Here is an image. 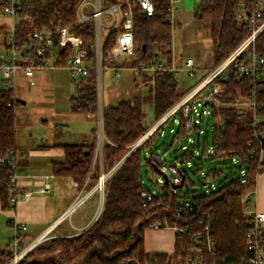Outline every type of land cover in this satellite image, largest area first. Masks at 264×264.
Instances as JSON below:
<instances>
[{"label": "trees", "instance_id": "trees-1", "mask_svg": "<svg viewBox=\"0 0 264 264\" xmlns=\"http://www.w3.org/2000/svg\"><path fill=\"white\" fill-rule=\"evenodd\" d=\"M79 1L20 0L21 11L29 19L16 22L15 46L21 48L27 43L30 34L40 26L72 23ZM120 1L102 0V4L107 6ZM152 1L154 11L151 15H143L139 11L134 13V54L121 63L111 62V65L125 66L139 61H152L159 55H164L170 61L172 25L168 22L169 0ZM0 3L3 4L4 0H0ZM261 5L259 23L264 21V0H261ZM257 6L256 0H200L195 6L194 16L208 23L213 67L231 54L251 32L249 23L239 16L240 7L250 12L255 11ZM70 30L80 36L81 45L90 52L92 21L73 23ZM114 37V33H110L104 41L102 64L107 62L105 53L114 45ZM57 43L58 35H55L53 45ZM251 49L257 55H264V29L256 34L253 42L236 60L247 56ZM70 52L69 47L64 49L62 61L55 65H63ZM49 54L50 49H47L45 56ZM174 75L167 71H156L136 83L147 86L145 94H134L132 98L103 106L101 168L104 172L112 167L113 170L103 184V202L99 214L86 229L69 236L53 235L48 241L32 248L17 264H118L125 256L165 260L168 255L144 251L145 230L150 228L151 223L164 217L170 225L188 226L187 231L175 234V254H186L193 233L208 224L209 233L215 242L216 262L243 264L241 262L248 254L244 240L249 228L244 202L254 189L257 174L264 169V160L260 157L264 140L256 135L264 132V66L254 81L250 76L234 79L231 75L214 79L221 86L217 95L221 104L216 105L212 101L206 103L210 106L208 117L212 118L213 123L207 131L203 130V126L202 132H199L200 127L194 128L195 142L191 144L194 151L177 154L187 136L180 109L131 150V145L149 129L144 124L143 104L151 106L157 119L188 90H178ZM133 77L137 80L136 75ZM73 82L75 93L69 98L70 111L95 114L94 69ZM15 100L12 88L0 90V199L4 207L10 206L7 186L11 169L6 158L16 148ZM254 117L260 120L256 129L253 128ZM175 119L177 122L172 127L170 141L164 143V152L172 149L176 142H181L173 150V159L184 163L193 175L200 176L198 182L202 186L201 190L185 189L194 187L195 182L187 170L178 165L175 166L180 173V182L176 187L164 183L160 173L161 164L153 159L154 155H161L159 147L154 146L155 137L161 136L164 126L173 125ZM56 132L60 134L58 125ZM95 138L96 129H93L90 143H62L64 158L53 164V173L69 176L79 186H93L100 172L94 159ZM187 161L190 166H186ZM145 179L150 181L155 191L148 205L142 204L141 191H152L146 186ZM210 183L214 188L204 193L203 185ZM179 198L196 200V206L188 215L175 214ZM159 199H162V203H159ZM9 259V253L0 248V264H5Z\"/></svg>", "mask_w": 264, "mask_h": 264}, {"label": "built area", "instance_id": "built-area-1", "mask_svg": "<svg viewBox=\"0 0 264 264\" xmlns=\"http://www.w3.org/2000/svg\"><path fill=\"white\" fill-rule=\"evenodd\" d=\"M181 0H169L170 15L168 22L173 25L174 19L172 13L176 7V3ZM257 9L255 11L245 12L243 7H240L239 16L244 21L249 23L251 32L249 36L222 62L209 73L200 78L180 100L173 105L166 115L158 122L154 128L150 129L146 134L137 140L133 146H138L152 131H154L163 121L175 113L178 109L181 110V117L185 121L186 138L181 144L182 151L191 152V144H194L195 137L194 128L200 127L199 132H202L203 119L202 116L210 115V101L216 105L221 102L217 99V95L221 91V86L214 79L216 77L225 78L231 75L234 79H240L243 76H250L252 80L258 79L261 74L262 66H264V55H257L253 49L247 56L236 60L242 51L253 42L256 34L264 29V21L259 23L262 5L261 0H256ZM139 11L143 15H151L154 11V4L152 0H122L120 2L112 3L107 6L102 4V0H80L75 7V20L66 25L40 26L35 29L29 36L28 41L21 48L15 46L14 25L8 33L5 45L10 51V58L7 60L0 59V75L2 78L9 80L14 79L18 74L25 77L33 75L34 70L43 67H50L62 61L63 50L69 47L71 52L67 55L63 65L67 69L70 78L73 81L78 80L85 75L90 69H94L95 73V105L96 114L98 118V127L102 130V110H103V80L102 70L108 67L113 70V77L115 79L121 78V71H128L132 75H136L137 79H143L146 76L152 75L156 71H167L176 74L179 67L175 65L174 61L170 59L168 62L164 55H159L156 59L150 61H139L132 65H111V62H123L134 54V39H133V23L134 13ZM0 13L10 16L11 18L20 20H28V15L21 11L20 0H4L0 5ZM87 20L92 21L93 41L90 44V52L81 45V38L77 34L71 32L70 27L73 23H83ZM110 33H114V45L106 51L107 63L102 64V47L105 39ZM58 35V43L53 45V39ZM50 49L48 57L45 56L46 50ZM184 71L189 77H192L196 72V65L192 57H187L183 64ZM140 80V82H141ZM33 83V81H31ZM14 84H10L11 88ZM209 87V90H207ZM177 122V119L174 120ZM260 120L254 117L253 128L256 129ZM173 128L169 129L172 132ZM257 137L264 140V132L257 133ZM132 148V149H133ZM164 152L163 154H165ZM196 153V151H195ZM233 153V152H231ZM260 157L264 160V148L261 149ZM11 169L9 175L7 192L9 197V207H13L17 201L26 196L27 192H21L17 186L16 174V159L14 151L6 158ZM94 159L98 160L99 165L102 160V147H95ZM153 159L157 164L165 162L164 156L154 155ZM186 166H190V162H186ZM166 172L168 177V184L177 185L180 182V173L178 168L173 165H166ZM109 174H101L97 183L98 188L102 189L105 179ZM204 175V173H202ZM104 177V178H103ZM101 179L103 181L101 182ZM158 181H161L158 179ZM97 188L96 186L94 189ZM212 183L203 185V192L208 193L213 189ZM47 189H41L44 191ZM154 190L148 192L143 189L141 195L143 197V205H148L152 199ZM87 195L78 198L75 203L65 212L64 216L69 214L76 206H78ZM162 203V199L158 200ZM196 200L191 198H179L175 208L177 216L188 215L196 206ZM151 206H154L152 204ZM249 217L248 231L244 240L245 249L247 251L246 257L242 260L243 264H264V211L252 209L246 211ZM202 222V220H199ZM56 222L50 225L43 233L34 238L28 243H24V231L26 225L23 223L13 222L14 235L12 239L6 244L5 251L9 253L10 259L5 264H17L23 256L32 248L37 246L43 240L48 238V234L54 229ZM171 227L175 234L185 232L188 226H180L177 224L170 225L167 218H162L151 223L150 228ZM215 257V242L209 233L208 224H205L202 230L195 231L192 237V243L186 254L168 255L165 260H157L153 257H139L125 256L118 264H218Z\"/></svg>", "mask_w": 264, "mask_h": 264}, {"label": "crops", "instance_id": "crops-1", "mask_svg": "<svg viewBox=\"0 0 264 264\" xmlns=\"http://www.w3.org/2000/svg\"><path fill=\"white\" fill-rule=\"evenodd\" d=\"M17 21V19L0 13V59L7 60L11 56L5 45V40ZM52 66L49 67L50 71L45 74L51 82V87L57 90L59 89L55 77V70L57 69L52 68ZM62 66L64 67V65ZM38 71L41 69H35L30 77L18 74L14 79L9 80L0 75V90L9 88L10 84H14L11 88L16 98L14 104L16 112L14 155L17 186L21 192L28 193L17 201L12 208L4 207L0 199V248H5L12 239L15 232L13 222L23 223L27 227L23 233V244L39 236L55 222L56 226L53 230L59 235L69 236L91 225L103 202L102 196L95 192L94 185L90 188L87 185L86 187L79 186L69 176L54 174L52 168L54 163L61 162L64 158L62 143L85 144L92 141L93 129L95 128L93 122L96 121L95 115L71 112L68 104L66 111L58 110L50 114L53 119L52 128L45 135L35 134L32 131L36 127L37 120L41 122L39 124H42L44 128L47 125L45 124L47 123L46 116L32 119L27 114L29 104L47 99L42 98V96L39 100L36 99L38 94L46 93L44 83H38L39 78H42L40 75L42 72L38 74ZM136 83L133 75L129 72L125 82L119 84L120 91L117 101L132 98L133 95L126 96V91L131 85L137 87ZM65 93L64 98H67L69 102L70 94ZM51 98L53 100L55 94ZM85 120L90 121L89 127L76 126L78 128H74L73 122ZM70 124H72L71 128ZM57 125L60 128L59 135L56 132ZM25 128L30 130L26 132ZM46 184L47 189L42 191L41 189L45 188ZM83 195H87V197L65 217V212ZM252 209L264 211V169L257 174L254 189L244 202L245 211ZM174 245L175 231L171 227L147 228L144 232V251L146 253L170 255L174 253Z\"/></svg>", "mask_w": 264, "mask_h": 264}, {"label": "rangeland", "instance_id": "rangeland-1", "mask_svg": "<svg viewBox=\"0 0 264 264\" xmlns=\"http://www.w3.org/2000/svg\"><path fill=\"white\" fill-rule=\"evenodd\" d=\"M199 1L200 0H181L178 3H176V8L174 9V12L172 13L174 23L170 27L171 34H172V41L170 45V59H172L175 65L179 67L178 71L176 72L174 76L177 81L178 90L181 92H184L187 89L189 90L195 83H197L200 80L201 77L209 73L211 70L215 69L222 62V61L219 62L215 67H213L212 65V44H211V38L209 35L208 23L207 21L203 19H199L194 16V8L199 3ZM187 57H192L196 65L195 67L196 72L192 77H189L188 74L184 71L183 64ZM124 60H126V58ZM52 68L57 69L55 70V73H56L55 77L57 80V87H59V89L55 90L51 87L52 86L51 82L47 78V75L45 74L47 71H50L49 67L38 68V69H41V71H38V74L42 72L40 74L42 75V78L41 79L39 78L38 83L39 82L44 83V86H45L44 90L46 93L38 94L36 96V99L39 100L41 96L42 98L44 97L47 99L46 101H43V100L35 101L32 104H29L27 106L28 107L27 114H29V116L32 119L33 118L39 119V117L41 116H46L47 123L45 124L47 125L45 128L44 126H42V124H39L41 122L37 120L36 127L34 126L35 128L32 129V131L35 134H39V135L40 134L45 135V133L47 131H50V129L52 128L51 124L53 123V119L50 116V114L54 113V111H58V110L66 111L68 109L69 102L67 98H64L66 94L65 92H68L70 96L74 95L75 93V85H74L73 80L70 78L68 71L62 65H57L55 67L52 66ZM43 70H46V71H43ZM128 75H129L128 71H121V78L115 79L113 77L112 69L108 67L103 68L102 70L103 106L108 105V104H113L118 100L119 91H120L118 88L119 84L122 82H125V79ZM140 80L141 79H137L136 82H140ZM135 85L137 87H134L133 85H131V87L127 89L126 96H131L134 94L142 95L147 92V86L145 84L143 85L135 84ZM207 90H209V87H207ZM54 94H55V98L52 100L51 97H53ZM142 108L145 113L144 124L146 126H149V129L147 130V132L150 129L154 128L156 125H158V122L168 112L166 111L161 116H159L157 119H155L150 105L143 104ZM94 115L96 118V121L93 122V126L95 127L94 129H96L95 147L97 146L99 148V147H102L104 134H103V130H101L98 127V118H97L96 111ZM202 119H203V125H202L203 130L207 131L208 129H210L209 125L211 127L213 123L212 118L208 117L207 115H204L202 116ZM70 121H72V119H70ZM83 122H79V121L73 122V125H75L74 128H78L76 126L89 127V124H91L90 121L85 120ZM101 122H102V117H101ZM206 123H208V125H206ZM175 124L176 122L173 123L174 126L173 125L170 126L169 124H166L163 128L164 133L161 136H156L154 140V146L156 148L159 147V152L164 156L165 162L161 164L162 171H166V165H170V164L178 165L179 167L187 170L184 163L176 162L173 159V154H172L173 150L179 147L181 142H176L172 149L166 150V153L163 154L164 149L166 148V146H164V143L169 142L171 139V135H172L171 132H169V128L175 127ZM71 127H72V124H70V128ZM28 130L27 128H25L26 132H28ZM66 138L68 137L66 136ZM68 140H74V139H68ZM135 144L136 143L131 145V150ZM181 152L182 150L179 149L177 154H180ZM95 162L99 165L97 159H95ZM101 164H102V160H101ZM101 164L99 165V169H100L99 176L101 174L107 175L112 172L113 167L109 171L104 172L101 168ZM187 172H188L189 177L195 182V185L194 187H187L185 189L201 190L202 186L198 182V179H200V176L193 175L189 170H187ZM98 180H99V177L96 183L94 184V186L97 187L94 190L97 194H99V196H102L101 198L103 200V186H102V189L98 188L97 186ZM145 184L150 189L152 190L154 189L149 180L145 179ZM101 206H102V203H101ZM100 210H101V207L99 208V212ZM68 215H66L65 217H67ZM53 235H59V234L56 233L55 230H52L48 234V238L43 240L41 243L48 241ZM41 243H39L38 245H40Z\"/></svg>", "mask_w": 264, "mask_h": 264}, {"label": "water", "instance_id": "water-1", "mask_svg": "<svg viewBox=\"0 0 264 264\" xmlns=\"http://www.w3.org/2000/svg\"><path fill=\"white\" fill-rule=\"evenodd\" d=\"M139 140H141V138L139 139ZM138 140V141H139ZM137 141V142H138ZM160 173H161V175L164 177V183H168V175H167V172L166 171H162V170H160ZM171 186L172 187H176V185L175 184H171Z\"/></svg>", "mask_w": 264, "mask_h": 264}, {"label": "bare ground", "instance_id": "bare-ground-1", "mask_svg": "<svg viewBox=\"0 0 264 264\" xmlns=\"http://www.w3.org/2000/svg\"><path fill=\"white\" fill-rule=\"evenodd\" d=\"M104 178V177H103ZM103 181V179H101V182Z\"/></svg>", "mask_w": 264, "mask_h": 264}]
</instances>
